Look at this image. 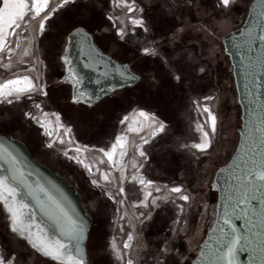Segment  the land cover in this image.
<instances>
[{
  "label": "flooded vegetation",
  "instance_id": "af4514ba",
  "mask_svg": "<svg viewBox=\"0 0 264 264\" xmlns=\"http://www.w3.org/2000/svg\"><path fill=\"white\" fill-rule=\"evenodd\" d=\"M162 1L170 5L159 1L152 8L154 4L147 0H47L46 4L41 0V11L36 15L33 0H27L32 10L19 28L6 29L0 40V135L20 142L36 163L74 188L89 218L86 264L89 241H93L91 253L95 260L107 257L111 264H119L109 243L115 223L127 224L125 215L136 224V236L148 243L146 251L137 250L139 256L148 253L150 259L156 260L157 255L152 253L160 249L158 244L167 245L176 237V227L182 219L189 220L191 208L205 195L204 175L211 159L209 138L219 126L217 113L206 103L212 94L197 95L204 101L200 106L192 103L191 93L185 97L187 110L198 128V140L191 145H204L208 151L193 158L177 137L176 114L183 112L178 110L181 102L172 100L178 97L177 93L169 92L167 99L137 87L141 76L133 66L140 64L138 58L147 56L142 49L149 51L158 37L179 23L181 14H188L193 2L182 0L179 5L175 0ZM216 1V8L222 10L221 0ZM117 2L126 4L123 27L117 26L115 20L119 14ZM148 8H152L151 18ZM100 21L109 24L107 31L102 32ZM169 24L172 25L167 27ZM76 27L84 29L102 53L124 64L137 79L91 104L71 101L72 88L64 77L61 56L68 34ZM112 44H116L119 56L110 50ZM22 48V58L18 59ZM182 63L186 66L188 60L185 58ZM184 69L180 77L185 81L189 76L183 73ZM203 70L197 67L193 76ZM15 81L20 83H9ZM33 85V91L16 92L17 88ZM9 91L11 96L6 95ZM106 153L112 154L111 160ZM173 188L181 191L173 192ZM163 189L169 194L158 196ZM211 190L210 181L208 192ZM178 193L180 199L173 196ZM151 197H155L153 207L149 203ZM145 212L149 216L143 217ZM127 237L130 240L129 234ZM0 264L61 263L38 254L11 232L0 204Z\"/></svg>",
  "mask_w": 264,
  "mask_h": 264
},
{
  "label": "water",
  "instance_id": "95a60500",
  "mask_svg": "<svg viewBox=\"0 0 264 264\" xmlns=\"http://www.w3.org/2000/svg\"><path fill=\"white\" fill-rule=\"evenodd\" d=\"M262 29L264 0H250L240 26L218 39L229 63L239 126L229 156L213 172V217L189 264H228L227 248L221 241L231 233L256 241L253 248L257 258L253 259L252 248L240 251L237 245L236 264H264V179H259L264 177V42L257 39L250 52L236 46L242 35L251 32L259 37L264 34ZM61 58L73 102L91 104L137 79L124 64L102 53L81 27L68 34ZM0 179L6 187L17 190L14 198L6 197L7 203L0 200L11 232L55 262L86 264L89 218L64 178L36 163L20 142L0 135ZM245 185L257 188V200L248 201L243 210L236 205L234 211L233 194ZM10 208L17 212L15 220ZM236 212L242 218H236ZM226 219L228 224L224 223ZM58 244L63 245L59 252Z\"/></svg>",
  "mask_w": 264,
  "mask_h": 264
},
{
  "label": "rangeland",
  "instance_id": "374dc122",
  "mask_svg": "<svg viewBox=\"0 0 264 264\" xmlns=\"http://www.w3.org/2000/svg\"><path fill=\"white\" fill-rule=\"evenodd\" d=\"M159 1L164 6L170 5L162 0H147V3L154 4L152 6L154 8ZM175 1L179 5L182 4V0ZM53 2L55 0H52ZM249 2L250 0H230L228 6H222V10H218L216 7L219 4L216 0H193L189 5L188 14L180 15L179 23L175 24L169 32L163 33L161 38L158 37L155 45L149 47V51L142 49L143 54H147V56L138 58L139 61L141 60V66L140 64L133 66L141 76L137 87L141 86L145 90H151L155 92V95L160 94L164 98L169 97V92L177 93L178 97H174L172 100L181 102L178 110L183 111L179 115L176 114L175 123L179 125L175 126L178 130L177 137L179 140H183L181 142L184 144V150L189 152L193 158L208 153V151L197 149L191 145L198 140V128L190 111L187 110L185 97L191 93L192 103L200 106L204 101H200L197 95L212 94L211 99L206 103L211 111L217 113L219 126L215 135L209 138L212 142L211 159L205 169V195L200 197L191 208L189 220L182 219V223L176 227V237L167 245L164 242L158 244L160 249L152 253V256L157 255V261L154 259V262L147 256L148 253H143V257L139 256L137 250L141 248L146 251L148 243L136 236V224L129 215H125L127 224H124V221L115 223L109 243L119 264H189L211 222L210 220H212L215 192L212 190L210 193L208 192L209 182L217 165L223 163L229 156L235 142L236 128L239 126V107L235 102L229 63L222 52L218 38L240 26ZM116 5L119 14L115 16V20H117V26L123 27L126 4L117 2ZM152 8L146 9L150 18ZM164 9L162 11H165ZM171 25L169 24L167 27ZM99 26L103 27L102 32H104L107 31L109 24L100 21ZM25 42L26 40L23 38L21 43ZM109 48L119 56L116 44H112ZM22 52L23 48L20 50L18 59L22 58ZM185 58L188 60L186 66L182 63ZM182 67H185L183 73L189 76L185 81L180 77ZM197 67H202L204 70L201 74L193 76L192 71ZM133 90H136V87ZM168 194L163 189L158 196L165 197ZM173 196L179 198L180 193ZM154 200L155 197H151L149 200L150 207L154 206ZM132 212L136 211L132 210ZM146 216H149V212L144 213L143 217ZM127 234L130 235V240L128 237L126 239ZM92 242H88V264H111V260L107 257L103 261L94 259L91 253L94 248ZM155 247L152 246L153 249Z\"/></svg>",
  "mask_w": 264,
  "mask_h": 264
},
{
  "label": "snow or ice",
  "instance_id": "6c2138e0",
  "mask_svg": "<svg viewBox=\"0 0 264 264\" xmlns=\"http://www.w3.org/2000/svg\"><path fill=\"white\" fill-rule=\"evenodd\" d=\"M34 2V8L36 15L40 14L41 11V0H33ZM65 2H68V0H65ZM44 3H47V0H44ZM221 4L223 6H228L230 4V0H221ZM32 8H30L29 4L27 3V0H0V40H3L6 35V29H15L20 27V22L24 20L25 16L27 15L28 11H31ZM44 28V24H41V29ZM262 32H264V29H262ZM259 39V41L264 42V34L260 35L259 37H256L253 33L249 32L241 36L240 41L237 43V47L243 49L244 52H250L252 51V45L253 43ZM0 49H2V45H0ZM256 60H259V58H256ZM256 62L255 60L253 61ZM26 79V78H25ZM9 83H16L19 84L20 81L15 82H9ZM5 88L8 87V85H4ZM35 89V85H33L30 88H17L16 92H24V91H33ZM3 94V93H0ZM13 93L12 91H9L6 95L11 96ZM205 112H208V109L205 108ZM141 116H144V113H140ZM212 125H213V131L215 130V117H212ZM161 129H163V125H161ZM205 137H207V133H205ZM51 147V145H49ZM194 147L200 148L201 150L204 149V145H194ZM115 151V149H113ZM108 155L109 159L111 160L112 154L106 153ZM143 155V153H141ZM259 179H264V177H259ZM159 191V189H157ZM171 191L173 192H180V188H173ZM261 191H264V189H261ZM17 195V190L14 187H6L5 181L0 179V200H3L5 203H7L6 197H15ZM45 195H48L45 193ZM235 197V203L233 204V210L236 211V205L241 206V210L247 207L248 201H256L257 200V188L252 185H245L241 188H239L238 191H236L234 194ZM181 199H187V197H181ZM26 207V205L24 206ZM9 211L12 212L13 219L15 220L17 217V212L13 211L11 208ZM236 218H242L240 216L239 212H236ZM225 224L229 223V220L226 219L224 221ZM250 224L252 222H249ZM15 230V229H14ZM249 231H252V228H249ZM255 235V233H254ZM256 243L253 239H250L249 236L245 235L242 237L235 236L234 233L228 234V236L221 241L222 246L227 248V256L229 257L228 264H236L237 256H236V249L237 245H239L240 251H247L248 249L252 248L253 250V259H256V249L253 248V244ZM43 246V245H41ZM63 247V245H57V252ZM127 247V246H126ZM59 258V257H57Z\"/></svg>",
  "mask_w": 264,
  "mask_h": 264
}]
</instances>
